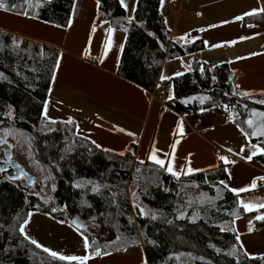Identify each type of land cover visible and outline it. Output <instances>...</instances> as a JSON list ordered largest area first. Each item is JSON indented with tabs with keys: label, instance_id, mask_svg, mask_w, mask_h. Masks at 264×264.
Segmentation results:
<instances>
[{
	"label": "trees",
	"instance_id": "obj_1",
	"mask_svg": "<svg viewBox=\"0 0 264 264\" xmlns=\"http://www.w3.org/2000/svg\"><path fill=\"white\" fill-rule=\"evenodd\" d=\"M74 1L0 0V9L66 27ZM95 24L125 33L118 74L150 92L165 61L205 48L202 40L172 39L161 0H137L132 21L120 0H99ZM59 56L52 45L0 31V126L12 125L24 135L33 163L54 179L51 203L17 181L1 179L0 264H79L53 258L25 239L19 228L33 211L72 226L74 220L84 223L75 227L88 237L89 253L100 247V255L121 254L139 246L147 264H264V256L249 257L236 239L235 220L247 213L239 196L220 183L229 179L226 163L174 177L150 161H136L135 145L123 155L98 148L77 134L74 122L44 115ZM232 75L227 63L192 61L191 71L173 78V98L166 104L182 116L223 109L251 142L264 147V136L251 135L264 126V92H237ZM201 97L208 99L201 103ZM256 159L264 164V154ZM94 186L98 191H92ZM130 186L139 207L130 197Z\"/></svg>",
	"mask_w": 264,
	"mask_h": 264
},
{
	"label": "crops",
	"instance_id": "obj_2",
	"mask_svg": "<svg viewBox=\"0 0 264 264\" xmlns=\"http://www.w3.org/2000/svg\"><path fill=\"white\" fill-rule=\"evenodd\" d=\"M124 3L127 4L126 0ZM98 8L96 0H75L71 23L66 27L0 9V31L59 49V67L55 70V79L43 109L45 115L46 107L45 116L49 120L74 122L78 135L95 141L100 148H111L108 150L115 153L120 150L127 152L137 138L139 153L136 161L152 162L149 156L155 152L167 164L171 162L173 151L167 153L164 146L154 148L153 137L151 143L148 142L152 136L150 128H159L160 125L164 128L168 122H176L179 126L182 115L167 106L171 114L163 124L161 118L166 114V103L157 99V86L154 92H150L118 74L126 35L111 29L108 24L96 25ZM131 8L130 4L125 8L127 15L132 12ZM260 8H264V0H184L182 3L164 0L161 13L172 39L184 43L202 40L205 44L199 52L167 60L164 64L187 60H190V65L192 61L212 66L227 63L237 92H264V12L244 15ZM236 17L242 19L237 20ZM195 121L188 123L190 128H194ZM219 155L230 158L223 153L216 154L209 147L197 148L188 152L184 165L176 169L177 152L172 166L174 171L181 173L180 176L189 168L197 170L187 174L191 175L217 168L220 162L224 163ZM256 156V161L250 164L239 162L253 174L249 182L245 180L247 178H241L244 180L235 186L248 187L253 179L256 180L255 188L249 187L238 196L239 203L243 201L257 207L235 220L239 243L251 258L264 256V220L256 219L264 215V207H258L264 205V181H261L264 179H260L264 177V164ZM227 185L228 189L234 187L231 182ZM27 220L29 222L24 225L26 234L42 245L40 248L43 250L47 248L62 255H87L86 264H147L142 247H134L121 254L94 255L84 248L81 232L75 226L37 211L31 212Z\"/></svg>",
	"mask_w": 264,
	"mask_h": 264
},
{
	"label": "rangeland",
	"instance_id": "obj_3",
	"mask_svg": "<svg viewBox=\"0 0 264 264\" xmlns=\"http://www.w3.org/2000/svg\"><path fill=\"white\" fill-rule=\"evenodd\" d=\"M126 2V5L128 6L130 4V6L132 7L131 10L133 9L132 12L127 15V18L129 20H132L135 15L137 0H126ZM184 62H167L164 64L159 83L157 84V99H160L164 103H166V101H169L173 98V78L177 76L176 73L183 74L191 71V65L189 64L190 60ZM162 76L167 78L161 79ZM164 111L166 114L161 118L162 122L169 116V114H171L169 113V108L166 104L164 105ZM8 116L11 115L8 114ZM198 117L202 119L206 126L214 127L216 129V132L214 134H211L207 131H204L202 135H199L194 130V128H190V125L188 123H192L191 121H195ZM180 122L181 123L179 126L178 124H176V122H168V125L166 123V127L164 128L162 125H160L159 128H150L152 136H150V140L148 138V142L151 143V139L153 137L152 141L154 143V148L157 146H164L166 151H168L167 153H169V151H173L170 157L171 163L172 161L174 162L175 153L178 152L176 169H179L184 165L186 155L188 154V152L193 151L194 149L209 147L213 152H215L216 149L225 151H229V149H231L230 152H233L235 157L228 158L225 156L229 161V163H227V171L229 174L228 182H231L235 187L239 185L240 181L244 180L241 178H247L245 180L248 182L251 180L253 172L247 167H244V165L239 164V162H245L249 164L255 162L256 160L254 159V157L260 153L257 152V154L253 156L251 161L246 159L249 154H251L253 151H256V149L252 148V145H254L255 143L251 142L250 139L240 131L239 127H237L230 121L228 114L223 109H203V111L200 110L187 115H183L180 117ZM5 128L11 129L12 135L6 136L4 131ZM77 134H79L78 131ZM0 138H3L7 141L6 144H0V160L4 161L6 159L5 152H11L12 161L16 162L21 168H23L28 176L33 177V180H31L29 184L27 182V179L24 177L18 180L14 179L13 181H17L22 186L28 187L30 193H34L44 202L51 203L53 201L54 179L52 178L50 173H45L41 167L33 163L24 135L17 132L12 125H5L3 127L0 126ZM134 139L135 140L133 143L136 146L137 158V155L139 153V140L137 138ZM173 145H175V148H173ZM108 149L111 150V148ZM124 151L126 150H120L118 151V153ZM143 151V155L145 157V152L147 151V149ZM220 156L223 155H219V157ZM233 161L234 163H232ZM77 182L78 184H81L83 181ZM134 191L135 187L130 186V197L139 207V200L134 198L133 196Z\"/></svg>",
	"mask_w": 264,
	"mask_h": 264
},
{
	"label": "snow or ice",
	"instance_id": "obj_4",
	"mask_svg": "<svg viewBox=\"0 0 264 264\" xmlns=\"http://www.w3.org/2000/svg\"><path fill=\"white\" fill-rule=\"evenodd\" d=\"M164 0H161V4H163ZM97 3L99 4V0H97ZM120 3L123 7L127 8V5L124 3V0H120ZM0 7H4L2 4H0ZM5 10H7L5 8ZM256 12H264V8H260V9H254L252 12H248V13H244L245 16L247 15H254L256 14ZM237 20L239 19H242V17H236ZM71 23V20L69 21V24ZM226 23V22H225ZM94 30V28H93ZM126 30V29H125ZM111 31V30H110ZM200 31H204V29H200ZM187 35V34H185ZM181 39H184V37L182 36ZM243 39V37H242ZM109 43H111L109 41ZM215 46H218V45H214ZM62 55V54H61ZM255 55V54H254ZM54 67L55 68H58L59 67V60H57L54 64ZM201 71H203V69H201ZM176 75H180V73H176ZM53 79H55V74L53 73V76H52ZM167 77H161V79H166ZM216 78L213 77V80H215ZM236 87H239V85H237ZM243 95L245 96H248L250 95V93L248 92H244ZM171 98V97H169ZM201 103H203V101L205 99H208L207 97H201ZM261 103H264V101H260ZM225 110H227V106H225ZM203 111V109H202ZM46 112H47V109L45 107V115H46ZM261 116H264V113H260ZM71 122V121H69ZM246 123L248 124V126L251 128L253 126V120L251 118H249L248 120H246ZM237 127H239V125H237ZM5 135H12V131L11 129H8V128H5ZM120 131H124L123 129H120ZM240 131L245 135V136H248L249 133L248 132H245L243 128L240 129ZM131 135V134H130ZM251 135L253 136H264V126L260 127L258 130L256 131H253L251 133ZM7 141L3 138H0V144H6ZM93 144H96L95 141H92ZM96 147H101L100 145L96 144ZM173 148H175V145H173ZM252 148L253 149H256V151H253L251 154H249L246 159L251 161L253 156L257 154V152H259L260 154H264V147H259L258 145H252ZM243 150V149H242ZM229 151H231V149H229ZM121 155H123L124 153L121 152L120 153ZM149 159L154 162L156 165L160 166V168L164 169L165 171H167L168 173H170L172 176L174 177H179L181 175L180 172H177V171H174L173 169V166H172V163L171 162H167L166 164V161L165 159H162L160 157H158L155 152H153L152 154H150L149 156ZM220 160L224 161L225 163H229V161L227 160V158L225 156H220L219 157ZM140 163H143V161H141ZM234 163V161L232 162ZM17 168H19V165H17ZM2 171H5V169L3 168H0V172ZM193 171H197V170H193L191 168L188 169V172L187 173H183L184 175H187V174H190L191 172ZM24 175V172L22 170H20L19 172V176L18 177H14V179L16 178H20ZM260 179H264V177H261ZM221 184H225L224 181H220ZM79 186V185H77ZM225 187H229L228 185L225 184ZM249 187L250 188H255L256 187V180L253 179L250 186L248 187H239V188H236V187H232V188H229V191H231L233 194H239L241 192H245L247 190H249ZM92 191H98V187H93ZM242 207L244 208L245 211H250L252 210L254 207H257V206H254L252 204H249V203H245L243 201L240 202ZM258 207H264V205H259ZM53 212L56 211L55 208L52 209ZM140 213L141 214H144V209L141 208L140 209ZM31 215V213H29V216ZM153 219H155V216L152 217ZM256 219H259V220H264V215L262 216H257ZM29 221L26 219L24 221V224H22L19 228V231L24 234L25 236V239H29L31 241L32 244L36 245L37 247H42V245L38 244V242L34 239H31L25 232V228H24V225H26ZM63 222V221H62ZM223 230V229H221ZM252 229L249 228V231H251ZM81 236L83 237V246L85 249L89 248L90 247V244H89V239L87 236H85L83 233H81ZM237 240H239V237L237 236L236 237ZM93 244L95 243L94 241L92 242ZM44 251L45 252H49V254L53 257V258H58L59 260H64V261H79V264H85V262L89 259V256L87 255H62L60 253H57L55 251H51L47 248H44ZM101 254V249L100 247H96L95 248V251H94V255H100ZM104 254H108V253H104Z\"/></svg>",
	"mask_w": 264,
	"mask_h": 264
},
{
	"label": "water",
	"instance_id": "obj_5",
	"mask_svg": "<svg viewBox=\"0 0 264 264\" xmlns=\"http://www.w3.org/2000/svg\"><path fill=\"white\" fill-rule=\"evenodd\" d=\"M5 156H6V161L0 160V168L5 169V171L0 172L1 173L0 181L4 177H6L9 180H14V177H18L20 170H22L24 172V175L22 177L26 178L27 182L29 184L31 182V180H33V177L28 176L25 173V171L23 170V168H21L20 166H19V168H17L18 164L16 162L12 161L11 152H9V151L5 152ZM20 178H16V179L18 180ZM73 223L77 227H84V223H82L78 220H74Z\"/></svg>",
	"mask_w": 264,
	"mask_h": 264
},
{
	"label": "built area",
	"instance_id": "obj_6",
	"mask_svg": "<svg viewBox=\"0 0 264 264\" xmlns=\"http://www.w3.org/2000/svg\"><path fill=\"white\" fill-rule=\"evenodd\" d=\"M184 0H176V2L182 3ZM194 130L199 134L202 135L204 131H208L210 133L216 132V129L212 126H206L204 124V122L202 121V119L197 118L196 121L194 122ZM226 154L230 157H235L233 152L230 151H225V150H221V149H216V154ZM261 182L258 183V188H260Z\"/></svg>",
	"mask_w": 264,
	"mask_h": 264
},
{
	"label": "flooded vegetation",
	"instance_id": "obj_7",
	"mask_svg": "<svg viewBox=\"0 0 264 264\" xmlns=\"http://www.w3.org/2000/svg\"><path fill=\"white\" fill-rule=\"evenodd\" d=\"M4 161H6V159H5ZM21 178H22V177H21Z\"/></svg>",
	"mask_w": 264,
	"mask_h": 264
}]
</instances>
